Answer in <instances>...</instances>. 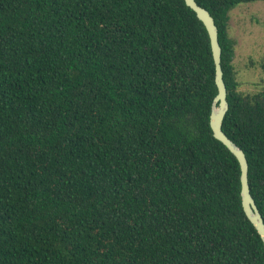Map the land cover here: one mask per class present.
I'll list each match as a JSON object with an SVG mask.
<instances>
[{
  "label": "trees",
  "instance_id": "obj_1",
  "mask_svg": "<svg viewBox=\"0 0 264 264\" xmlns=\"http://www.w3.org/2000/svg\"><path fill=\"white\" fill-rule=\"evenodd\" d=\"M195 1L264 220V88L238 90L228 30L256 0ZM216 92L184 0H0V264H264Z\"/></svg>",
  "mask_w": 264,
  "mask_h": 264
},
{
  "label": "water",
  "instance_id": "obj_2",
  "mask_svg": "<svg viewBox=\"0 0 264 264\" xmlns=\"http://www.w3.org/2000/svg\"><path fill=\"white\" fill-rule=\"evenodd\" d=\"M185 4L190 7L196 14L197 18L203 23L210 43L214 63V83L217 92L211 103L209 114V126L213 136L218 139L237 159L240 169V197L244 214L253 224L263 243L264 247V220L259 212L255 201L250 194L248 184V163L243 150L234 143L222 130V120L228 109L227 89L223 80V70L221 66V46L218 41V30L214 19L207 9L197 4L195 0H184Z\"/></svg>",
  "mask_w": 264,
  "mask_h": 264
},
{
  "label": "rangeland",
  "instance_id": "obj_3",
  "mask_svg": "<svg viewBox=\"0 0 264 264\" xmlns=\"http://www.w3.org/2000/svg\"><path fill=\"white\" fill-rule=\"evenodd\" d=\"M228 14V30L235 43L232 63L238 90H260L264 88V72L256 63L264 58V0L239 3Z\"/></svg>",
  "mask_w": 264,
  "mask_h": 264
}]
</instances>
